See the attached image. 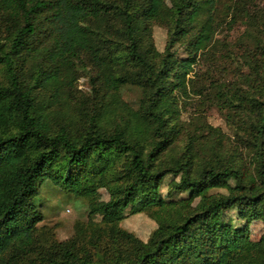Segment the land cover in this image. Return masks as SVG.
<instances>
[{"label": "trees", "instance_id": "1", "mask_svg": "<svg viewBox=\"0 0 264 264\" xmlns=\"http://www.w3.org/2000/svg\"><path fill=\"white\" fill-rule=\"evenodd\" d=\"M99 1L0 0V10L13 28L0 43L7 79L0 83V255L31 242L34 198L48 180L87 197L99 187L108 189L109 199L90 204L89 214L102 216L112 244L119 248L109 262L98 264H264V239L251 241L248 227L251 220H264V83L260 96L244 90L226 97L241 116L232 146L222 151L212 143L206 158L198 161L196 137L189 135L169 165H161V154L183 130L174 92H187L199 51L213 37L217 0H121L115 10L121 23L117 36L124 45L115 59L110 52L114 67L119 66L116 72L103 62L94 30L86 23L96 16L94 2ZM166 1L171 3L168 8ZM45 12L49 63L43 68L40 59L26 76L21 60L38 51V45L30 44L40 25L38 17ZM160 20L169 28L164 51H143L151 22ZM188 36L187 55L177 57L172 47ZM84 54L100 69V83L112 94L126 83L145 92L137 110L115 94L108 102L105 92L96 94L95 105L87 110L79 106L86 126L74 133L67 122L54 127L48 117L53 105L66 104L72 61H81ZM252 70L262 75L264 57ZM42 90L49 98L38 109L35 92ZM105 122L110 129L103 127ZM168 173L179 176L169 184L170 192H187L186 198L168 199L160 193ZM128 206L132 213L168 206L180 213L143 242L117 228ZM231 209L245 222L227 218ZM97 240H92L95 247ZM74 249V242L60 244L67 264H96L84 247Z\"/></svg>", "mask_w": 264, "mask_h": 264}, {"label": "rangeland", "instance_id": "2", "mask_svg": "<svg viewBox=\"0 0 264 264\" xmlns=\"http://www.w3.org/2000/svg\"><path fill=\"white\" fill-rule=\"evenodd\" d=\"M143 1L139 0L140 3ZM94 3L97 14L89 17L86 23L94 30V42L100 57L113 68L115 65L111 62L110 52H113L115 59L117 50L124 45L123 40L117 36L121 23L115 10L121 0H101ZM166 6L170 7L171 3L166 1ZM45 15L46 12L38 17L40 25L36 37L30 44L32 48L38 45V51L33 53L32 57H27L26 53L25 60H21V71L26 76L40 59L43 68L49 63L46 56L49 34ZM213 16V37L206 47L199 51L197 63L188 75L190 80L187 81V92H174L183 130L174 143L161 154V165H169L181 152L189 135L196 137L198 161L206 158L212 143L219 145L217 149L225 151L226 147L232 146L236 125L241 119L235 112L236 106H232L226 97L233 92L244 90H248L251 95H262L264 70L260 72L262 75L258 76L254 74L252 66L257 62L262 63L264 57L261 54V46L264 45V0H217ZM164 23L162 20L151 22L150 36L140 47L143 51L147 52L152 48L159 52L164 51L169 40V28ZM11 27L12 21L0 10V43H4L6 37L13 34ZM197 28L198 25H195L194 29ZM189 38L188 36L185 40L176 42L172 47L171 50L177 57L187 55L185 44ZM118 67H114L113 71L116 72ZM99 72L100 69L89 55L84 54L81 61H72L71 71L68 73L71 86L65 89L67 101L66 104L53 105L52 115L48 117L52 126L57 127L63 121L69 124L74 133L80 131L86 126L80 107L89 109L97 102L94 96L96 94L100 96L104 92L107 102L115 94L116 99L128 104L130 109L139 108L145 92L141 86L126 83L112 94V91L100 83ZM6 81L0 63V83ZM35 93L39 109L42 107L40 106L42 100L49 98V93L43 90ZM117 108L119 107L116 106V110ZM106 122L103 127L110 129V124ZM178 178L179 176H173L172 173L166 174L163 178L159 191L164 197L168 199L187 197V192L169 190V184ZM109 197L106 187L97 188L91 197H87L62 189L48 180L45 181L34 198L36 214L31 242L24 247L11 246L0 255V264H67L62 256L60 244L70 241L75 244L74 250L84 247L96 264L109 262L119 246L117 243L112 244L102 216L89 214L90 204L104 203ZM198 200L192 201L191 205L195 206ZM179 213L178 208L172 206L158 211L132 213L128 206L117 228L132 233L145 242L155 228L178 219ZM226 216L235 224L245 222V219L237 220L233 209L227 211ZM248 225L251 241L264 239L263 219L251 220ZM95 238H98L97 247L92 245Z\"/></svg>", "mask_w": 264, "mask_h": 264}]
</instances>
